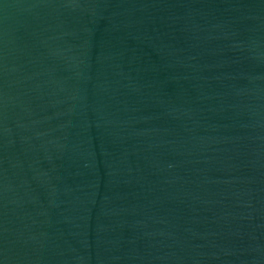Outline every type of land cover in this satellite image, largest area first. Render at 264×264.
<instances>
[{
    "label": "water",
    "instance_id": "water-1",
    "mask_svg": "<svg viewBox=\"0 0 264 264\" xmlns=\"http://www.w3.org/2000/svg\"><path fill=\"white\" fill-rule=\"evenodd\" d=\"M0 264H264V0H0Z\"/></svg>",
    "mask_w": 264,
    "mask_h": 264
}]
</instances>
